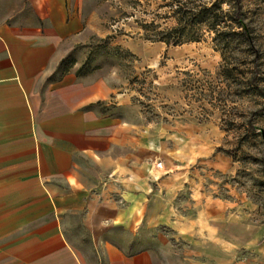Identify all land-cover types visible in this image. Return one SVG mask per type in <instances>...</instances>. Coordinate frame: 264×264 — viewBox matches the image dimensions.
<instances>
[{
	"label": "crops",
	"instance_id": "obj_1",
	"mask_svg": "<svg viewBox=\"0 0 264 264\" xmlns=\"http://www.w3.org/2000/svg\"><path fill=\"white\" fill-rule=\"evenodd\" d=\"M99 4L0 0V264H156L161 228L193 231L175 200L185 182L169 179L179 173L154 181L132 165L130 123L95 107L108 80L75 69L50 80L105 32ZM210 230L219 259L228 234L237 256L238 232Z\"/></svg>",
	"mask_w": 264,
	"mask_h": 264
},
{
	"label": "rangeland",
	"instance_id": "obj_2",
	"mask_svg": "<svg viewBox=\"0 0 264 264\" xmlns=\"http://www.w3.org/2000/svg\"><path fill=\"white\" fill-rule=\"evenodd\" d=\"M98 1L105 32L70 53L50 80L81 67L82 76L107 79L111 96L95 107L130 123L132 139L123 142L131 164L154 181L178 172L169 179L185 182L175 200L193 231L161 228L156 264H264V0H240L255 49L239 35L220 45L206 26L200 41L146 39L153 32L144 22L176 25L173 0ZM219 226L238 232L237 256L228 234L220 242L227 258L219 259L218 237L210 234Z\"/></svg>",
	"mask_w": 264,
	"mask_h": 264
},
{
	"label": "trees",
	"instance_id": "obj_3",
	"mask_svg": "<svg viewBox=\"0 0 264 264\" xmlns=\"http://www.w3.org/2000/svg\"><path fill=\"white\" fill-rule=\"evenodd\" d=\"M227 1L230 2L228 9L224 7ZM170 6L176 25L161 28L155 21L144 22L142 27L148 32H153L148 33L146 39L162 41L168 46L200 41L203 38L202 26H206L214 33V41L220 45L229 47L239 35L247 41L251 49H255L251 31L243 23L240 0H173ZM238 27L242 28L240 32ZM82 70L81 67L76 74L81 75ZM68 71L69 69H66L64 74ZM255 83L259 88L256 77L252 79V84Z\"/></svg>",
	"mask_w": 264,
	"mask_h": 264
},
{
	"label": "built area",
	"instance_id": "obj_4",
	"mask_svg": "<svg viewBox=\"0 0 264 264\" xmlns=\"http://www.w3.org/2000/svg\"><path fill=\"white\" fill-rule=\"evenodd\" d=\"M158 167H162V163H158Z\"/></svg>",
	"mask_w": 264,
	"mask_h": 264
}]
</instances>
